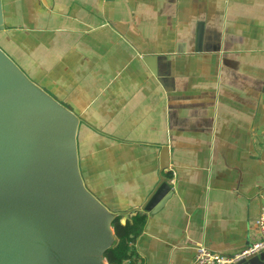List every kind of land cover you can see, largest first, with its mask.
Instances as JSON below:
<instances>
[{"label": "crops", "instance_id": "obj_1", "mask_svg": "<svg viewBox=\"0 0 264 264\" xmlns=\"http://www.w3.org/2000/svg\"><path fill=\"white\" fill-rule=\"evenodd\" d=\"M0 5V47L79 118L87 189L121 223L145 214L129 264H190L197 246L233 254L259 239L264 0ZM161 178L168 198L142 210Z\"/></svg>", "mask_w": 264, "mask_h": 264}, {"label": "water", "instance_id": "obj_2", "mask_svg": "<svg viewBox=\"0 0 264 264\" xmlns=\"http://www.w3.org/2000/svg\"><path fill=\"white\" fill-rule=\"evenodd\" d=\"M78 121L0 47V264H108L117 214L85 186ZM160 165L169 167L165 148ZM171 191L161 178L142 210H158ZM255 260L264 264V250L236 264Z\"/></svg>", "mask_w": 264, "mask_h": 264}, {"label": "trees", "instance_id": "obj_3", "mask_svg": "<svg viewBox=\"0 0 264 264\" xmlns=\"http://www.w3.org/2000/svg\"><path fill=\"white\" fill-rule=\"evenodd\" d=\"M122 216L117 215L112 223L115 234L113 245L105 252L108 264H129L136 255L134 243L145 224V214L136 213L121 223Z\"/></svg>", "mask_w": 264, "mask_h": 264}, {"label": "built area", "instance_id": "obj_4", "mask_svg": "<svg viewBox=\"0 0 264 264\" xmlns=\"http://www.w3.org/2000/svg\"><path fill=\"white\" fill-rule=\"evenodd\" d=\"M172 181V180H171ZM170 181V182H171ZM260 237L249 246L233 254L217 253L197 246L190 264H236L264 250V193L260 196V212L256 218Z\"/></svg>", "mask_w": 264, "mask_h": 264}]
</instances>
